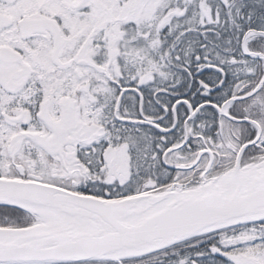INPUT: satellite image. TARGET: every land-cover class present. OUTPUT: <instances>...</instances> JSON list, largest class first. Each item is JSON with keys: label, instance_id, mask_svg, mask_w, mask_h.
I'll list each match as a JSON object with an SVG mask.
<instances>
[{"label": "snow or ice", "instance_id": "1", "mask_svg": "<svg viewBox=\"0 0 264 264\" xmlns=\"http://www.w3.org/2000/svg\"><path fill=\"white\" fill-rule=\"evenodd\" d=\"M0 264H264V0H0Z\"/></svg>", "mask_w": 264, "mask_h": 264}]
</instances>
